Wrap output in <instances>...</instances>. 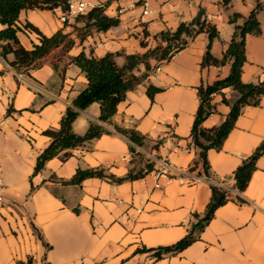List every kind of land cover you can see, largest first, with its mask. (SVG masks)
Returning <instances> with one entry per match:
<instances>
[{
    "label": "crops",
    "instance_id": "1",
    "mask_svg": "<svg viewBox=\"0 0 264 264\" xmlns=\"http://www.w3.org/2000/svg\"><path fill=\"white\" fill-rule=\"evenodd\" d=\"M86 1L89 9L105 6L120 23L81 38L74 28L75 16L68 17L66 25L60 9H23L21 21L29 20L47 35L63 29L75 38V45L63 57L62 47L54 49L30 75L24 73V79L0 56V264H264V154L240 192L242 198L234 180H229L233 199L216 209L196 241L159 258L153 250H139L179 241L188 233L194 213H203L211 199L209 180L198 175L201 165L189 171L198 158L190 134L199 105L197 86L227 76L230 63L202 66L209 42L206 32L170 60H151L148 76L127 92L111 123H106L113 132L94 139L91 148L60 151L34 173L38 155L51 141L44 130L60 126L66 108L87 84L81 68L69 63L70 57L81 50L95 56L115 53L117 63L124 65L126 54L162 44L161 31L190 21L200 8L218 27L211 51L221 57L234 31L231 15L252 13L261 31L246 38L242 79L264 81V0ZM143 1L148 3L146 14ZM20 39L31 47L37 35L25 31ZM145 72L144 64L135 70L137 75ZM149 84L161 88L153 98L147 92ZM225 96L232 102L237 93L227 89ZM214 101L218 112L205 121L206 126L220 124L231 110L221 94ZM99 115L98 102L80 110L73 131L84 134L89 121L99 120ZM115 125L137 127L148 135L152 140L145 150L168 159L170 173L157 175L156 162L142 178L116 183L91 177L65 183L79 167L105 166L118 176L128 173L129 143ZM263 137L264 94L259 105L244 107L222 148L208 151L213 171L230 177ZM160 138L164 141L153 147Z\"/></svg>",
    "mask_w": 264,
    "mask_h": 264
},
{
    "label": "trees",
    "instance_id": "2",
    "mask_svg": "<svg viewBox=\"0 0 264 264\" xmlns=\"http://www.w3.org/2000/svg\"><path fill=\"white\" fill-rule=\"evenodd\" d=\"M67 6V0H0V23L2 24L0 28V56L16 71L30 75L32 69L41 65L42 58L54 49L62 47L64 53L69 52L75 45V38L71 33L59 29L53 34L47 35L29 20L23 22L20 19L23 9L54 10L61 7L66 10ZM105 10V6L98 5L86 13L75 15L74 28L81 38L92 34L93 31H106L120 23L119 17L108 15ZM230 22L234 24V31L221 57H216L211 51L212 42L219 35L218 27L208 19L203 8H200L197 15L190 21H182L176 29L161 31L160 38L165 44L148 48L142 53L126 54L124 65L117 63L115 53L95 56L81 50L78 54L70 57L69 63L81 68L87 78V84L72 100L71 105L66 108L60 120V126L44 130V134L50 136L51 141L38 155L34 173L42 170L46 162L60 151L80 146L91 148L94 139L113 132L107 124L111 123L112 116L118 110V104L126 98L127 92L135 89L148 76V71L152 69L151 60L154 58L157 63L170 60L190 40L201 32H206L209 42L203 56L202 66L206 67L211 64L219 66L230 63V71L227 76L218 78L212 83L202 82L197 86L199 105L190 134L191 143L198 149V158L190 166L189 171L193 172L201 165L202 168L198 171V175H203L209 180L212 191L211 199L203 213H194V221L188 233L179 241L171 245H161L153 249L143 247L139 250H153L159 258L164 253L179 252L196 241L214 217L216 209L233 199L229 180H234V187L239 192L238 198H242L240 192L248 186L253 173L258 168V160L264 154L263 137L255 150L243 159L230 177L226 178L219 177L213 171L208 158L210 149L222 148L244 107L259 105L264 94V81L246 82L242 79L243 65L247 60L246 38L248 34L260 33V23L252 13L242 15L237 12L231 15ZM65 24L68 25L69 21L66 20ZM25 31L35 32L37 35V41L31 47H26L20 39V33ZM141 64L145 65L147 72L137 75L135 70ZM160 89L149 84L147 92L153 98L154 93ZM227 89H232L237 93V98L232 102L225 96ZM218 94L222 95L223 102L231 106V110L220 124L206 126L205 121L218 112L217 104L214 101ZM94 102H98L100 105L99 120H90L84 134L75 133L73 123L80 110ZM114 129L125 136L129 143L132 167L128 173L118 176L105 166L79 167L70 179L64 180L65 183H82L91 177L108 178L113 182L120 183L125 180L142 178L155 168L156 161L143 152V149H146L152 140L148 135L143 134L137 127L115 125ZM163 141L164 138L156 140L153 147H158ZM34 188L32 185V190ZM74 210L79 212V207Z\"/></svg>",
    "mask_w": 264,
    "mask_h": 264
},
{
    "label": "built area",
    "instance_id": "3",
    "mask_svg": "<svg viewBox=\"0 0 264 264\" xmlns=\"http://www.w3.org/2000/svg\"><path fill=\"white\" fill-rule=\"evenodd\" d=\"M68 6L66 10H63L61 7L59 8L61 10L60 13V19L62 21H66L68 17L72 15H78L81 13H84L89 10L90 3L86 0H67ZM142 5L144 6V13H148V3L147 1H143ZM161 66H157V70H160ZM17 75L20 78L24 79V73L22 72H16ZM143 152L151 159H154L157 163H159V168L157 171V175H168L170 173V169L172 168L171 162L168 159L164 158H156L152 154L147 153L145 149H143ZM0 200H2V197L0 196Z\"/></svg>",
    "mask_w": 264,
    "mask_h": 264
},
{
    "label": "rangeland",
    "instance_id": "4",
    "mask_svg": "<svg viewBox=\"0 0 264 264\" xmlns=\"http://www.w3.org/2000/svg\"><path fill=\"white\" fill-rule=\"evenodd\" d=\"M60 7H58V8H56V9H59ZM87 12V11H86ZM86 12H84V13H86ZM72 16H75V15H72ZM66 53H62V57H63V55H65Z\"/></svg>",
    "mask_w": 264,
    "mask_h": 264
}]
</instances>
